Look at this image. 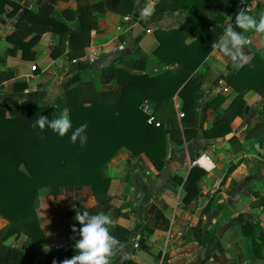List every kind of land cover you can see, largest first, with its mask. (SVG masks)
<instances>
[{
  "label": "crops",
  "instance_id": "0c3cea01",
  "mask_svg": "<svg viewBox=\"0 0 264 264\" xmlns=\"http://www.w3.org/2000/svg\"><path fill=\"white\" fill-rule=\"evenodd\" d=\"M12 1L36 10L43 0ZM45 1L52 4L59 14L66 7L76 9L97 0ZM158 2L135 0L132 13L125 15L112 11L103 15L95 13L97 25L90 32L89 45L81 57L72 60L68 59L66 52L50 56V51L58 44V36L52 32L44 33L33 46V59L21 58L19 50L13 56H4L10 46L6 36L22 14L20 10L13 17H7L5 13L10 7L5 6V12L0 14V57H5V65L0 64V71H10L13 77L0 84V116L18 117L21 115L20 106L31 102L53 103L56 110L51 119L60 116L67 111L63 98L64 83L77 72V62L87 66L85 75L92 90H120L114 81H105L102 68L119 58L134 55L136 45L147 61L143 70L132 72L153 73L164 69L165 66L159 64L153 54L158 44L155 30L187 28L190 16L182 10L165 8L155 17L147 18L144 12L151 13ZM244 3H238L235 11L223 13L228 24H235V17L242 11ZM246 9L252 11L259 21V17L264 15V0H248ZM218 13L211 12L209 18L213 19ZM124 16H131V19L124 20ZM69 23L75 25L76 20ZM196 36V32L190 31L187 41ZM248 39L250 44L245 48L246 54L250 57L252 52L258 51L264 60V34L254 31ZM211 54L212 60H204L195 70L203 81L201 89L204 92L197 108L199 118L195 138L186 141L183 137L179 116V112H183L182 99L177 94L162 104L169 105L167 110L161 106L155 111L147 100L158 121L163 119L160 118L162 111L168 114L166 111L172 107L173 113L168 117L170 128L180 132V137L172 141L168 148L161 171L155 170L145 154L135 157L122 148L102 168L103 174L110 180L104 203L95 201L87 186L43 188L39 191L36 209L45 241L30 245L27 237L21 234L17 238H8L6 242L33 252L36 255L34 264H43L53 251L68 246V228L76 221L79 209L87 210L90 215L105 210L114 222L132 229L136 237L142 225L151 231L142 230L149 251L125 249L112 260V264H121V256L139 264H242V260L244 264H257L256 261L264 264L263 148L258 143V136L246 137L248 128L264 120L261 113L264 93H256L249 86L235 91L227 85V79L239 68L233 67L230 58L218 49L212 50ZM32 65H35V70L31 69ZM117 66L127 68L123 63H117ZM215 80L217 85L213 84ZM15 82L25 83L24 89L14 91ZM221 82L227 85V91L222 90ZM217 93L223 96V100L217 107L207 108L206 102ZM236 95L241 96L245 104L242 114L236 115L230 122L231 130L219 137L205 135L204 131H209L221 119ZM228 133L231 136L226 139ZM231 137L235 140L229 141ZM200 156L209 158V161L202 159L205 167L192 164ZM193 166L205 173L198 181V195L188 204H183L182 185ZM173 176L180 177L181 182L175 183L171 179ZM7 224L8 221L0 216V231ZM243 224L246 226L243 227ZM194 229H198L206 240H196ZM252 233L255 245L262 254L254 255L248 250ZM45 246H48V251H45Z\"/></svg>",
  "mask_w": 264,
  "mask_h": 264
},
{
  "label": "trees",
  "instance_id": "16d2710c",
  "mask_svg": "<svg viewBox=\"0 0 264 264\" xmlns=\"http://www.w3.org/2000/svg\"><path fill=\"white\" fill-rule=\"evenodd\" d=\"M230 1L233 6L228 8ZM239 2L159 0L147 18L155 17L165 8L172 11L182 10L190 16L189 26L155 30L158 44L153 54L157 62L165 66L162 70L153 73L132 72L143 70L147 61L138 45L131 57H122L104 66L102 74L105 81H114L120 86L118 91H95L89 88L85 75L87 66L77 62V72L64 83L63 98L64 107L72 122V130L87 124V143L83 147L79 139L76 143L71 142V131L60 137L51 129L41 131L38 125L33 128L40 116H47L49 120L52 118L56 110L53 103L31 102L20 106L21 115L18 117L0 116V216L8 221L7 226L0 231V264H34L36 255L33 252L12 246L6 240L24 234L30 245L42 244L45 241V233L36 209L41 189L87 186L90 187L95 201L104 203L110 180L103 174L102 168L122 148L135 157L145 154L155 170L163 169L168 148L172 141L180 137V132L173 128L165 130V125L170 127L168 117L173 113L172 107L170 111H166L168 114L162 111L163 115H167L160 114V118H163L159 121L160 126L148 123L149 114L141 108L144 101L151 102L155 111L161 106L167 110L169 105L162 104L177 94L182 99L183 137L186 141L196 137L199 118L197 108L204 92L201 89L203 81L196 75L195 70L212 51V44L219 39L228 24L223 13L235 11ZM246 2L248 0H245V6L241 10L253 16L252 11L246 9ZM134 4L135 0H97L80 5L76 9L66 7L57 14L54 6L45 0L40 2L36 10L22 7L12 0H0V14L5 12L7 5L10 7L5 13L7 17H13L22 10L13 30L6 36L10 46L6 48L4 56H13L19 50L21 58L33 59V46L44 33L52 32L57 34L58 44L50 51L51 57L66 52L69 60L79 58L89 45L91 30L97 25L95 13L103 15L112 11L121 15L130 14ZM213 11L219 13L210 19ZM74 20L76 24L71 25L69 22ZM190 31L196 32L197 36L187 41ZM251 32L254 30L246 32L245 35L248 37ZM117 63H123L127 68L118 67ZM0 64L5 65V57H0ZM12 77V72L1 70L0 84ZM217 83V80L213 82L214 85ZM227 85L238 92L249 86L256 93H264V60L258 51L251 53L249 64L239 68L227 79ZM24 87L25 83L15 82L13 89L19 91ZM222 100L223 96L217 93L205 106L215 108ZM244 104L243 98L236 95L221 119L209 131H204V134L224 136L231 130L230 122L233 118L242 114ZM261 113L264 115V101ZM252 136H258L264 157V120L246 130V137ZM233 140L235 137L229 139ZM21 165H25L30 175L20 169ZM204 173L205 171L197 166L190 169L182 185L183 204H188L198 195V181ZM171 179L175 183L182 180L178 176ZM78 211L83 212L82 209ZM99 213L107 214L105 210L97 214ZM73 226L79 229L81 225L78 221L69 225L68 245L72 246L53 251L43 264H53V261L62 264L64 259H71L79 254L75 243L80 236L78 231H72ZM244 226L246 225L243 224ZM143 229L147 228L142 225L136 237L132 229L115 222L110 233L124 244L120 254L128 248L149 251ZM147 230L151 232L150 229ZM193 234L198 241L206 240L198 229H194ZM134 242L137 247L133 246ZM250 243L248 250L251 254H262L255 245L253 233ZM123 264L139 263L128 258Z\"/></svg>",
  "mask_w": 264,
  "mask_h": 264
},
{
  "label": "clouds",
  "instance_id": "9594fccd",
  "mask_svg": "<svg viewBox=\"0 0 264 264\" xmlns=\"http://www.w3.org/2000/svg\"><path fill=\"white\" fill-rule=\"evenodd\" d=\"M144 15L147 17L151 13L145 11ZM237 28L241 31H237ZM250 30L264 34V15H261L257 22L255 17L240 11L235 17V24L229 23L225 26L223 34L212 44V50L218 49L225 57L230 58L233 67H244L250 63V57L245 52V48L250 44L245 33ZM211 60L210 52L205 57V62ZM37 125L41 131L48 128L60 137H64L71 131L72 143H76L78 139L81 147L87 143L85 135L87 124L72 130V122L67 111L51 120L47 116H40L33 128ZM75 219L81 225L79 229L75 226L72 227L73 232H79L80 239L75 243V249L79 250V254L74 255L71 259H64L62 264H112V260L124 248V244L110 233V229L115 226L112 217L105 213L90 215L87 210H84L83 212L77 211ZM48 250V246H45V251ZM120 259L123 264L127 257L121 256ZM53 264L56 262L53 261Z\"/></svg>",
  "mask_w": 264,
  "mask_h": 264
},
{
  "label": "built area",
  "instance_id": "2783aa9c",
  "mask_svg": "<svg viewBox=\"0 0 264 264\" xmlns=\"http://www.w3.org/2000/svg\"><path fill=\"white\" fill-rule=\"evenodd\" d=\"M240 2V5H242L244 2H245V0H239ZM233 6V4H232V1H230V2H228V8H231ZM124 18V20H130L131 19V16H124L123 17ZM231 22V21H230ZM147 31H149V30H147ZM31 69L32 70H35L36 69V67H35V65H32L31 66ZM221 85H222V90L223 91H227L228 90V88H227V85L225 84V83H222L221 82ZM141 108L146 112V113H148L149 114V117L147 118V122L148 123H154L156 126H160V122L158 121V120H156L155 119V117H154V115H153V113H152V111H151V109L149 108V105H148V103H147V101H144L143 103H142V105H141ZM179 116L180 117H182L183 116V112H179ZM202 159L203 160H205V161H209V158L206 156V157H204V156H200V157H198L197 159H194L193 161H192V164H201L202 166H204L205 167V164H203L204 162L202 161ZM200 160H201V162H200ZM203 162V163H202ZM67 245H68V243H67ZM134 247H137V243L136 242H134V245H133Z\"/></svg>",
  "mask_w": 264,
  "mask_h": 264
},
{
  "label": "water",
  "instance_id": "95a60500",
  "mask_svg": "<svg viewBox=\"0 0 264 264\" xmlns=\"http://www.w3.org/2000/svg\"><path fill=\"white\" fill-rule=\"evenodd\" d=\"M134 16H136V14H134ZM146 31L144 30L143 31V33H145ZM170 67H172V66H170ZM169 125L167 124V125H165V130H169ZM231 136V133H228L226 136H225V138L227 139V138H229ZM20 169L25 173V174H27V175H30L29 174V172H28V170H27V168L25 167V165H21L20 166ZM70 246H72V245H68V246H66L65 247V249H68Z\"/></svg>",
  "mask_w": 264,
  "mask_h": 264
},
{
  "label": "rangeland",
  "instance_id": "374dc122",
  "mask_svg": "<svg viewBox=\"0 0 264 264\" xmlns=\"http://www.w3.org/2000/svg\"><path fill=\"white\" fill-rule=\"evenodd\" d=\"M96 83H97V81H96ZM243 258H244V257H243ZM243 262H244V260H242V264H244ZM256 263H257V264H262V263H260V262H258V261H256Z\"/></svg>",
  "mask_w": 264,
  "mask_h": 264
}]
</instances>
